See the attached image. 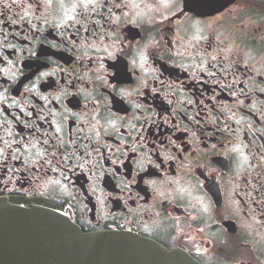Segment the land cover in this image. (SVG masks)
<instances>
[{"label":"flooded vegetation","instance_id":"1","mask_svg":"<svg viewBox=\"0 0 264 264\" xmlns=\"http://www.w3.org/2000/svg\"><path fill=\"white\" fill-rule=\"evenodd\" d=\"M6 199L264 264V0H0Z\"/></svg>","mask_w":264,"mask_h":264},{"label":"water","instance_id":"2","mask_svg":"<svg viewBox=\"0 0 264 264\" xmlns=\"http://www.w3.org/2000/svg\"><path fill=\"white\" fill-rule=\"evenodd\" d=\"M224 4L215 0V13ZM0 264L198 263L182 250L168 251L128 233L83 234L59 207L45 201L6 199L0 201Z\"/></svg>","mask_w":264,"mask_h":264}]
</instances>
